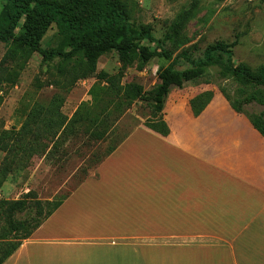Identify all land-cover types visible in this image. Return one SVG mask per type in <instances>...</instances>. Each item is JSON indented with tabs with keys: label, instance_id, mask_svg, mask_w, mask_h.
I'll return each mask as SVG.
<instances>
[{
	"label": "crops",
	"instance_id": "0c3cea01",
	"mask_svg": "<svg viewBox=\"0 0 264 264\" xmlns=\"http://www.w3.org/2000/svg\"><path fill=\"white\" fill-rule=\"evenodd\" d=\"M213 93L170 94L171 133L138 127L5 264H264V137Z\"/></svg>",
	"mask_w": 264,
	"mask_h": 264
},
{
	"label": "trees",
	"instance_id": "16d2710c",
	"mask_svg": "<svg viewBox=\"0 0 264 264\" xmlns=\"http://www.w3.org/2000/svg\"><path fill=\"white\" fill-rule=\"evenodd\" d=\"M2 1L5 5L0 14V43L7 46V58L28 61L34 54H39L45 65L58 62L57 72L65 89L92 78L104 82L107 91L98 106L100 116L110 109L106 114L108 119L117 113L119 117L113 118L107 129L92 120H87L90 121L87 126L76 129L81 120L79 114L68 121L59 112L58 116L51 112V117L45 118V114L39 111L33 124H25L20 130H1L0 152L6 156L0 166V188L10 176L23 168L25 161L33 159L42 142L50 147L46 157L49 161L54 160L70 138L79 135L80 130L90 139L105 142L114 133L121 119L120 114L130 110L137 102L145 101L151 110L144 127L168 136L171 131L164 118V107L173 90H183L188 84L216 85L232 109L246 116L264 137V114L253 115L248 110L254 105L264 108V68L254 73L246 67H237L232 48L223 44L208 48L200 57H196L190 49H183L187 45V26L197 16L196 4L189 10H182L170 24L165 37L157 40L150 25L134 22L133 12L124 0ZM53 27L59 31L62 47L44 50L42 41ZM181 49L175 60L181 66L189 65V69L176 70L174 66L160 68L157 72L158 84L149 92L133 82L123 84L128 69L134 67L142 72L155 59L173 61L174 52ZM110 53L119 57V72L116 75L97 73L98 61ZM214 77L237 85L238 97L232 99L225 88L215 84ZM213 99V91L192 99L190 107L193 115L199 117ZM133 132L117 138L98 166ZM65 200L40 201L33 192L16 201L0 199V264H5Z\"/></svg>",
	"mask_w": 264,
	"mask_h": 264
},
{
	"label": "rangeland",
	"instance_id": "374dc122",
	"mask_svg": "<svg viewBox=\"0 0 264 264\" xmlns=\"http://www.w3.org/2000/svg\"><path fill=\"white\" fill-rule=\"evenodd\" d=\"M124 1L133 12L134 22L150 25L157 40L165 37L170 24L182 10H189L196 4L197 16L187 26V45L183 49H190L196 57H200L208 48L223 44L232 48L233 61L237 67H246L254 73L264 68V0ZM4 5L5 2L1 0L0 14ZM41 47L44 50L62 47L57 27L47 32ZM183 49L174 52L173 61L155 59L142 72L134 67L128 69L123 84L133 82L149 92L158 84L157 72L160 68L174 66L176 70L189 69V65L181 66L175 60ZM6 53L7 46L0 43V131L20 130L25 124H33L39 111L45 114V118L51 117V112L58 116L59 112L68 121L79 114L81 120L75 126L76 129L87 126L90 122L87 120L107 129L111 120L119 117L117 113L108 119L106 114L110 109L100 116L98 106L107 91L104 82L92 78L65 89L62 77L57 72L58 62L45 65L39 54H34L28 61L9 59ZM120 68L118 55L110 53L98 61L97 73L116 75ZM213 80L225 88L232 99L238 97L237 85L215 77ZM207 91L217 92L219 89L216 85L198 83L188 84L183 90H173L167 113L173 106V100L181 96L179 94L193 97ZM248 110L253 115L264 114V108L256 105ZM150 112L145 101L137 102L130 110L120 114L116 132L105 142L90 139L80 130L79 135L71 137L54 160H47L50 147L42 142L33 159L25 161L23 168L3 183L0 199L16 201L33 192L40 201L65 200L81 183L96 176L98 162L112 148L114 141L144 126ZM5 156L0 152V166Z\"/></svg>",
	"mask_w": 264,
	"mask_h": 264
}]
</instances>
